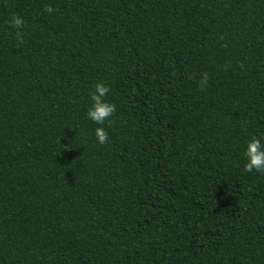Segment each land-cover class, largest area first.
<instances>
[{
	"label": "trees",
	"instance_id": "1",
	"mask_svg": "<svg viewBox=\"0 0 264 264\" xmlns=\"http://www.w3.org/2000/svg\"><path fill=\"white\" fill-rule=\"evenodd\" d=\"M252 135L264 0H0V264H264Z\"/></svg>",
	"mask_w": 264,
	"mask_h": 264
},
{
	"label": "clouds",
	"instance_id": "2",
	"mask_svg": "<svg viewBox=\"0 0 264 264\" xmlns=\"http://www.w3.org/2000/svg\"><path fill=\"white\" fill-rule=\"evenodd\" d=\"M49 9L45 8V11ZM11 28L16 30V36L19 38L21 29L24 25V19L18 15H11L8 20ZM207 75L204 74L200 80L201 86L206 85ZM110 92L109 85L104 82H96L91 86L88 93V106L85 111V118L93 125L92 130L97 144L103 145L109 141V133L103 125H111L112 117L116 111L114 103L106 99V95ZM242 155L244 157L243 171L245 173H264V135H252L245 142Z\"/></svg>",
	"mask_w": 264,
	"mask_h": 264
}]
</instances>
